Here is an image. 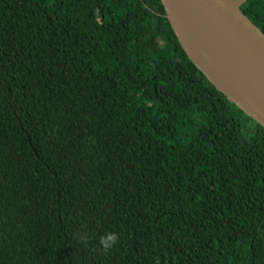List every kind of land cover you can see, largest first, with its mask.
I'll list each match as a JSON object with an SVG mask.
<instances>
[{"label":"trees","instance_id":"16d2710c","mask_svg":"<svg viewBox=\"0 0 264 264\" xmlns=\"http://www.w3.org/2000/svg\"><path fill=\"white\" fill-rule=\"evenodd\" d=\"M0 264H264V128L160 0H0Z\"/></svg>","mask_w":264,"mask_h":264},{"label":"water","instance_id":"95a60500","mask_svg":"<svg viewBox=\"0 0 264 264\" xmlns=\"http://www.w3.org/2000/svg\"><path fill=\"white\" fill-rule=\"evenodd\" d=\"M190 61L228 101L264 128V33L248 0H160Z\"/></svg>","mask_w":264,"mask_h":264},{"label":"clouds","instance_id":"9594fccd","mask_svg":"<svg viewBox=\"0 0 264 264\" xmlns=\"http://www.w3.org/2000/svg\"><path fill=\"white\" fill-rule=\"evenodd\" d=\"M89 237L86 233L79 236L80 242L87 244ZM118 235L115 232H107L105 235L101 236L99 239V244L101 248L107 252L110 250L117 242H118Z\"/></svg>","mask_w":264,"mask_h":264}]
</instances>
